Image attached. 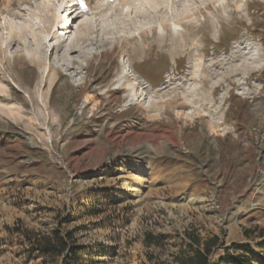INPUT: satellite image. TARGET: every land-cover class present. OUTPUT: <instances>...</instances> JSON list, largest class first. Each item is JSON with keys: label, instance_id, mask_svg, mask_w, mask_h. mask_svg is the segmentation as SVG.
<instances>
[{"label": "rangeland", "instance_id": "rangeland-1", "mask_svg": "<svg viewBox=\"0 0 264 264\" xmlns=\"http://www.w3.org/2000/svg\"><path fill=\"white\" fill-rule=\"evenodd\" d=\"M39 20L80 69L53 41L43 66L0 50L20 91L0 100V264H179L192 238H216L210 264H264V0H0V37Z\"/></svg>", "mask_w": 264, "mask_h": 264}, {"label": "bare ground", "instance_id": "bare-ground-1", "mask_svg": "<svg viewBox=\"0 0 264 264\" xmlns=\"http://www.w3.org/2000/svg\"><path fill=\"white\" fill-rule=\"evenodd\" d=\"M51 5H52L51 2L45 3L47 9L50 8ZM58 10L59 12L65 11V8H62L60 6L58 7ZM62 22H63L62 20H39L37 21V24L34 25L33 21H28L27 24L25 23L27 30L25 31L26 33L23 34V36L19 34H15L14 31L10 29L2 37H0V50L7 53L6 49H8L10 45H12L13 41L16 40L18 42V44L15 43V45L17 46L16 49L18 47H22L24 49L30 50V52H33L36 55L35 57H37V63H40L41 66H43L45 64H42V61L43 59L46 58L47 51L49 50L47 44L53 41L52 49L50 48L51 52L53 50L61 51L60 55L57 54L59 55V57L56 61L60 60L62 62L61 70H63L65 73H68V75L71 77L72 80V78L79 73V69H80V60L73 58L75 57L74 55L76 54L79 55L80 53L79 52L80 49H78L79 42H77L76 46L73 47L71 45L68 46L65 45L63 39L67 34V32L64 31L65 29L61 25ZM24 36L26 37L29 36V41H27L28 43L25 41V38H23ZM72 48H76V50L75 49L73 50ZM57 52L59 53V51ZM8 57H12V56H8ZM74 64H77L76 69L72 70V72H69L71 70L70 67ZM45 70L46 72L48 71L50 75V72H53L54 68L51 64L48 63V66L46 67ZM12 85L7 81H3V78L0 76V96H2L1 97L2 99L0 100H2L3 102H7L8 104L9 102H14L15 101L14 97L16 98L20 95L19 93L20 91L14 88ZM12 91L14 93H12ZM85 102L88 103L90 101L86 99ZM25 108H26L25 105H23L22 110L25 111ZM22 110L12 107V108H8L4 112V114L6 116L8 115V117L12 116L15 119L24 113Z\"/></svg>", "mask_w": 264, "mask_h": 264}, {"label": "trees", "instance_id": "trees-1", "mask_svg": "<svg viewBox=\"0 0 264 264\" xmlns=\"http://www.w3.org/2000/svg\"><path fill=\"white\" fill-rule=\"evenodd\" d=\"M191 241L196 249L190 256H187L186 258L181 260L179 264H210L208 257L210 255L211 249L216 245V238H213L209 242L205 243L203 248H200V244L197 240L192 238ZM42 249L47 254L56 257H64V254H66L67 252L70 253V250H68V245L65 244L63 240L57 235H54L51 240L43 239ZM74 251V255L79 252V250L77 249ZM67 260L68 258L64 257L63 264H65Z\"/></svg>", "mask_w": 264, "mask_h": 264}, {"label": "built area", "instance_id": "built-area-1", "mask_svg": "<svg viewBox=\"0 0 264 264\" xmlns=\"http://www.w3.org/2000/svg\"><path fill=\"white\" fill-rule=\"evenodd\" d=\"M250 136L258 150L257 155V176L264 182V136L257 127L251 128Z\"/></svg>", "mask_w": 264, "mask_h": 264}]
</instances>
